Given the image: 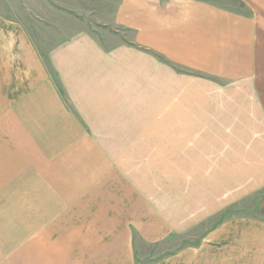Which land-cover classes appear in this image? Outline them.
<instances>
[{
  "label": "crops",
  "instance_id": "0c3cea01",
  "mask_svg": "<svg viewBox=\"0 0 264 264\" xmlns=\"http://www.w3.org/2000/svg\"><path fill=\"white\" fill-rule=\"evenodd\" d=\"M235 1L97 0L43 54L0 12V264H264V0Z\"/></svg>",
  "mask_w": 264,
  "mask_h": 264
},
{
  "label": "rangeland",
  "instance_id": "374dc122",
  "mask_svg": "<svg viewBox=\"0 0 264 264\" xmlns=\"http://www.w3.org/2000/svg\"><path fill=\"white\" fill-rule=\"evenodd\" d=\"M95 2L97 0H0V12L23 22L36 49L43 54L52 43L65 38L72 30L89 28L96 33L99 28L95 22L94 12L96 14L97 10L89 7L82 11L80 7ZM214 2L227 8H239L235 0H214ZM81 11L82 13H79ZM260 200L261 197L244 201L231 212L244 216H257L258 213L263 212V209L257 210L262 204ZM189 242L188 238L175 239L169 244V248L183 246Z\"/></svg>",
  "mask_w": 264,
  "mask_h": 264
}]
</instances>
